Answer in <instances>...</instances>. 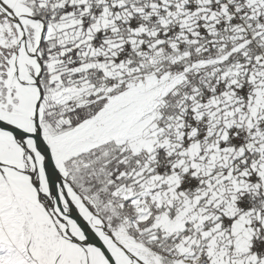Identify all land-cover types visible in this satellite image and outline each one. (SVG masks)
Here are the masks:
<instances>
[{"label":"snow or ice","instance_id":"6c2138e0","mask_svg":"<svg viewBox=\"0 0 264 264\" xmlns=\"http://www.w3.org/2000/svg\"><path fill=\"white\" fill-rule=\"evenodd\" d=\"M0 264H264V0H0Z\"/></svg>","mask_w":264,"mask_h":264}]
</instances>
